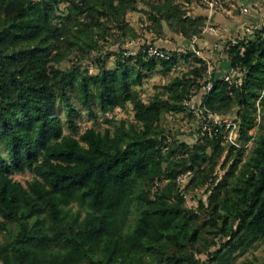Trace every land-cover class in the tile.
I'll return each instance as SVG.
<instances>
[{
    "label": "trees",
    "instance_id": "1",
    "mask_svg": "<svg viewBox=\"0 0 264 264\" xmlns=\"http://www.w3.org/2000/svg\"><path fill=\"white\" fill-rule=\"evenodd\" d=\"M200 1L160 0L151 18L201 35L208 16L186 8ZM138 2L0 0V264H232L264 238V17L226 43L235 77H212L202 98L205 111L237 108L241 144L216 125L189 145L162 119L186 111L204 59L187 50L156 58L151 42L93 57L110 24L129 31ZM180 59L196 64L145 99L146 77ZM129 105L134 119L106 116L103 130L79 131L82 109L97 119ZM205 186L207 200L198 193L188 206L186 192Z\"/></svg>",
    "mask_w": 264,
    "mask_h": 264
},
{
    "label": "rangeland",
    "instance_id": "2",
    "mask_svg": "<svg viewBox=\"0 0 264 264\" xmlns=\"http://www.w3.org/2000/svg\"><path fill=\"white\" fill-rule=\"evenodd\" d=\"M158 1L160 0H139L138 9L128 11L126 15L128 27L130 29H134V31L137 33L136 36L132 34L126 35L131 31L130 29L125 35H123L122 31L116 27L115 23L110 24L108 29L112 34L107 35L108 39L106 41L100 39V41L103 42L102 50L94 51L93 57H96L100 54L105 55L108 52L117 50L121 46L128 48L133 53L138 51L141 46L144 47L150 42L154 45L163 47L166 50H178L183 52L187 50L194 52L197 56L204 59L208 65L207 71L203 72V75L200 78V83H203V86L201 89L194 87L191 90L190 97L186 99V111L165 113L162 119V124L165 125L166 130L170 133L171 139H174L175 141H186L189 143V145L196 143L198 139L205 133L204 131L207 129L208 131H211L216 125L223 126L227 142H236L238 145L241 144L242 141L239 140L240 119L236 114L237 108L233 109V111L230 113L219 115L218 113H212L208 110L205 111L202 106V98L203 93L206 90V84L208 80L212 79V77L221 76L226 78V76L229 75L228 79L231 80L233 77H235L234 70L227 58L225 49L226 43L230 39L249 36L256 27H249V25L245 23V25H242L235 33L226 31V36L218 38L212 47L209 46V48H207L206 46H201L199 44V39L195 43H192L193 37H185L181 33L172 31V29L169 28V23H167L165 20L159 17V20L152 19L151 4ZM259 5L257 9L258 12L261 13L262 9ZM195 6V4H188L186 5V8L189 13L195 15L198 14L195 11ZM263 17V14H261V16L259 15L257 23L261 22L262 24ZM211 18V15H208L207 22L202 29V34L195 35H203L207 23L211 24ZM208 31L218 33L219 29L215 28L214 30ZM194 47H201L202 55L198 54L194 50ZM113 58L114 55H111L110 60ZM85 61L89 63L88 65L91 67L92 71L96 70V65L93 63L92 59H86ZM195 64L196 62L193 59L189 61L180 59L178 65L167 74H163L159 70L153 71L150 76L146 77L144 84L139 88L143 97L147 99L155 92L162 90V86L169 82V80L174 75L182 74L184 71H188ZM133 114V109L129 105L127 109L123 110L121 108H117L113 112H110L106 115H99L97 119H93V117L89 116L87 112L82 109V115L77 117V123L79 125V131H83L89 126H94L97 129L103 130L109 125V123L104 120L106 116L111 117L115 122H118L121 118L134 119ZM65 130L68 132L69 128L66 127ZM251 143V141L247 143V151L249 150ZM224 172V169H221L220 167L217 168L219 178L222 177ZM187 174L182 176V183H186L188 181ZM31 175L32 173L25 172L18 173L15 175V177L16 179L25 181L26 179L30 178ZM198 193L199 195L201 194L204 200H207L208 193L206 186L196 189H189L186 192L188 206L196 207L198 205V197L196 196ZM201 255L206 256V252L202 253ZM232 264H264V238L245 252L239 253L236 260Z\"/></svg>",
    "mask_w": 264,
    "mask_h": 264
},
{
    "label": "crops",
    "instance_id": "3",
    "mask_svg": "<svg viewBox=\"0 0 264 264\" xmlns=\"http://www.w3.org/2000/svg\"><path fill=\"white\" fill-rule=\"evenodd\" d=\"M262 2L263 0H220V4L213 12H210L207 6L195 3V11L207 16L211 15V23L219 29L218 33L204 31L203 35L199 36V44L207 48L212 47L218 38L226 36V31L235 33L245 23L249 27H257L261 24V22L257 23L259 15L263 14V11L258 12L257 7ZM243 7H248V10L244 11Z\"/></svg>",
    "mask_w": 264,
    "mask_h": 264
},
{
    "label": "built area",
    "instance_id": "4",
    "mask_svg": "<svg viewBox=\"0 0 264 264\" xmlns=\"http://www.w3.org/2000/svg\"><path fill=\"white\" fill-rule=\"evenodd\" d=\"M201 2L206 3L207 7L210 9V12H213V10L220 4V0H201ZM264 13V3H261L259 5ZM244 11L248 10V7H243ZM216 28L215 25H213L212 23H207L205 31L206 30H214ZM199 39L198 35H194L192 38V43H195L197 40ZM194 50L198 53L201 54V47H194ZM146 53L150 56L156 57V58H170L171 57V53L164 49L163 47L154 45V44H149L146 49H145ZM226 78H229V75L226 76ZM212 85V79L208 80L205 89L209 90L211 88ZM186 102V101H185ZM236 143V142H234ZM237 144V143H236Z\"/></svg>",
    "mask_w": 264,
    "mask_h": 264
}]
</instances>
